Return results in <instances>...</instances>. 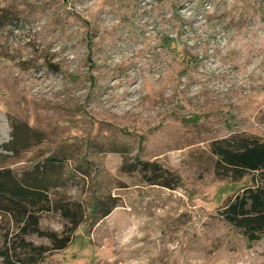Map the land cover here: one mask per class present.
<instances>
[{
    "label": "rangeland",
    "instance_id": "rangeland-1",
    "mask_svg": "<svg viewBox=\"0 0 264 264\" xmlns=\"http://www.w3.org/2000/svg\"><path fill=\"white\" fill-rule=\"evenodd\" d=\"M237 135L264 140V0H0V169L48 197L0 192L14 264H264L222 215Z\"/></svg>",
    "mask_w": 264,
    "mask_h": 264
},
{
    "label": "trees",
    "instance_id": "trees-1",
    "mask_svg": "<svg viewBox=\"0 0 264 264\" xmlns=\"http://www.w3.org/2000/svg\"><path fill=\"white\" fill-rule=\"evenodd\" d=\"M214 153L218 156L216 163V171L219 175H231L235 180L244 177L247 173H254L252 181L255 185L246 186L241 192L237 193L234 198L230 199L224 206L222 215L230 223L242 228L248 238L253 241L257 240L264 234V140L255 136L237 135L232 138H223L215 140L212 143ZM143 169L148 170L152 174L149 180L168 187H172L166 177L165 181H161L163 169L157 165L150 163H142ZM145 168V169H144ZM170 178V179H169ZM0 192L9 195L12 198L26 200L32 206H41L38 211L46 209L45 203L48 197L36 186L25 185L19 182L13 175L10 168L0 169ZM109 211L105 213L107 215ZM77 220V214H73V219ZM77 224V223H76ZM40 235H47L43 230L38 232ZM52 236V235H49ZM53 238V237H52ZM61 244L58 248H65L67 241L59 240ZM8 244V241H5ZM31 242H24L22 247L31 246ZM17 246L7 245L4 249L0 247V256L6 264H14V262L22 261L19 258ZM47 248L43 245L34 246L32 251L43 253ZM14 256L17 260H13ZM36 256L32 255L31 260L36 261Z\"/></svg>",
    "mask_w": 264,
    "mask_h": 264
}]
</instances>
